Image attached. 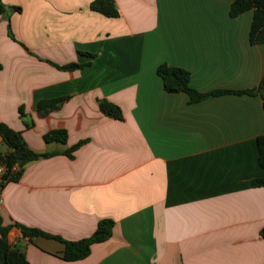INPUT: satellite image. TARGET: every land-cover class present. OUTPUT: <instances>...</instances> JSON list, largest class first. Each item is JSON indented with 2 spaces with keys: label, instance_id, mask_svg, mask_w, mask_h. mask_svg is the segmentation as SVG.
<instances>
[{
  "label": "crops",
  "instance_id": "crops-1",
  "mask_svg": "<svg viewBox=\"0 0 264 264\" xmlns=\"http://www.w3.org/2000/svg\"><path fill=\"white\" fill-rule=\"evenodd\" d=\"M93 1L2 0L0 122L37 152L87 141L73 159L32 161L4 185L9 243L29 264H264V186L252 185L264 177L263 98L191 102L157 73L161 63L184 68L201 92L257 88L264 46L250 42L253 10L232 17V0H116L119 16L108 17ZM103 99L123 119L106 115ZM58 128L67 143H46ZM105 218L112 236L76 261L62 258L63 242L17 226L79 240Z\"/></svg>",
  "mask_w": 264,
  "mask_h": 264
},
{
  "label": "trees",
  "instance_id": "trees-1",
  "mask_svg": "<svg viewBox=\"0 0 264 264\" xmlns=\"http://www.w3.org/2000/svg\"><path fill=\"white\" fill-rule=\"evenodd\" d=\"M90 8L98 11L108 17H118L119 10L116 5V0H94ZM15 10H20V7H14ZM253 10V18L250 27V42L258 43L264 46V0H232L230 15L236 17L246 11ZM6 11V7L0 0V14ZM89 56H93L88 53ZM53 63V62H52ZM61 69H77L83 68L90 63L72 62L66 65L53 63ZM1 69V64H0ZM157 73L161 77L164 89L168 92H185L189 95L191 102H199L211 96H218L225 93H248L260 94L264 104V74L257 88L246 90H213L201 92L190 84V72L184 68L171 66L167 63H161L157 68ZM66 98L41 101L38 104V109L41 113L58 107ZM101 110L108 116L116 119H123L122 109L108 101L99 100ZM21 116L25 119V114L21 112ZM0 135L5 146L4 150H0V165L4 166V172L0 175V192L4 185L9 181H17L22 175L23 168L27 163L41 159L49 158L55 155L63 154L69 158H74L75 152L87 141L81 140L76 144L69 146L65 150H54L46 152H37L30 148L22 132L16 131L7 124L0 122ZM46 143L58 142L66 144L68 140V132L66 129H51L44 134ZM257 146L259 151V164L264 168V135L257 138ZM253 186H264V177H258L252 182ZM115 221L110 218L102 219L98 222L96 230L88 237L79 240H66L58 235H53L36 227L26 225L17 226L25 237L34 238L38 236L54 238L64 243L65 248L62 258L66 261H76L86 258L91 247L95 243L108 240L113 233ZM12 225H4L0 215V264H29L25 251L15 245L9 243L8 235ZM261 235L264 237V228L261 230Z\"/></svg>",
  "mask_w": 264,
  "mask_h": 264
},
{
  "label": "built area",
  "instance_id": "built-area-1",
  "mask_svg": "<svg viewBox=\"0 0 264 264\" xmlns=\"http://www.w3.org/2000/svg\"><path fill=\"white\" fill-rule=\"evenodd\" d=\"M4 172V166L3 165H0V175ZM2 194L0 192V206L2 205Z\"/></svg>",
  "mask_w": 264,
  "mask_h": 264
}]
</instances>
